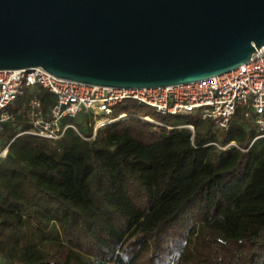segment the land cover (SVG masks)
I'll list each match as a JSON object with an SVG mask.
<instances>
[{
    "label": "trees",
    "instance_id": "trees-1",
    "mask_svg": "<svg viewBox=\"0 0 264 264\" xmlns=\"http://www.w3.org/2000/svg\"><path fill=\"white\" fill-rule=\"evenodd\" d=\"M35 94L49 117L53 94ZM9 110L15 118L0 132L4 261L264 264V137L247 107L227 131L199 110L126 109L160 124L129 118L95 136L90 115L66 117L78 131L56 140L28 132L25 97Z\"/></svg>",
    "mask_w": 264,
    "mask_h": 264
},
{
    "label": "water",
    "instance_id": "water-1",
    "mask_svg": "<svg viewBox=\"0 0 264 264\" xmlns=\"http://www.w3.org/2000/svg\"><path fill=\"white\" fill-rule=\"evenodd\" d=\"M263 45L264 0H0V70L156 88L230 72Z\"/></svg>",
    "mask_w": 264,
    "mask_h": 264
},
{
    "label": "built area",
    "instance_id": "built-area-1",
    "mask_svg": "<svg viewBox=\"0 0 264 264\" xmlns=\"http://www.w3.org/2000/svg\"><path fill=\"white\" fill-rule=\"evenodd\" d=\"M37 87L48 90L55 98L49 117H45L42 102L35 94ZM22 97H25V109L29 111L32 124L28 132L50 140L59 139L68 128L78 131L75 124L62 123L66 117L77 119L90 115L93 136L100 128L129 118L146 121L147 116L126 110L138 107L153 108L160 115L199 110L202 117L212 119L220 131H227L237 110L247 107L246 116H254L261 133L258 137H264V45L248 62L225 74L156 88L88 85L54 76L41 67L0 70V132L5 123L15 118L9 109ZM149 120L160 124L152 118ZM0 264L12 263L4 261L0 255Z\"/></svg>",
    "mask_w": 264,
    "mask_h": 264
},
{
    "label": "rangeland",
    "instance_id": "rangeland-1",
    "mask_svg": "<svg viewBox=\"0 0 264 264\" xmlns=\"http://www.w3.org/2000/svg\"><path fill=\"white\" fill-rule=\"evenodd\" d=\"M77 120V119H76ZM146 121H150V120H146ZM152 123H154V122H152ZM86 124V123H85ZM156 124V123H155ZM224 146V145H223ZM247 146H248V144H247ZM224 147H226V146H224ZM242 150H244V149H242ZM244 151H247V150H244ZM6 154V150H3V151H1L0 152V156H4Z\"/></svg>",
    "mask_w": 264,
    "mask_h": 264
},
{
    "label": "bare ground",
    "instance_id": "bare-ground-1",
    "mask_svg": "<svg viewBox=\"0 0 264 264\" xmlns=\"http://www.w3.org/2000/svg\"><path fill=\"white\" fill-rule=\"evenodd\" d=\"M146 119H147V120H149V119H150V117H147ZM230 145H232V144H230Z\"/></svg>",
    "mask_w": 264,
    "mask_h": 264
}]
</instances>
